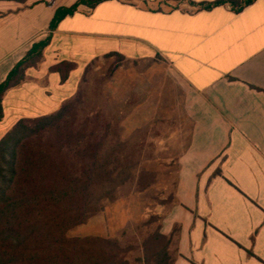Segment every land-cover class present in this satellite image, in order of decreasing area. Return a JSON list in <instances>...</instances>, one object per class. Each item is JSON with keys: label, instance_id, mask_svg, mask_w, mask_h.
I'll return each instance as SVG.
<instances>
[{"label": "crops", "instance_id": "obj_1", "mask_svg": "<svg viewBox=\"0 0 264 264\" xmlns=\"http://www.w3.org/2000/svg\"><path fill=\"white\" fill-rule=\"evenodd\" d=\"M78 0H0V84ZM216 0H112L79 6L53 33L39 68L3 100L0 140L21 119L74 95L86 67L109 53L166 61L184 90L190 139L178 160L164 233L180 232L174 264H264V0L241 12ZM77 67L65 83L50 69Z\"/></svg>", "mask_w": 264, "mask_h": 264}, {"label": "trees", "instance_id": "obj_2", "mask_svg": "<svg viewBox=\"0 0 264 264\" xmlns=\"http://www.w3.org/2000/svg\"><path fill=\"white\" fill-rule=\"evenodd\" d=\"M106 1L112 0H78L56 10L47 36L32 45L0 84V121L5 96L28 81V69L39 68L59 24L81 5L94 9ZM254 1L216 0L193 5L210 10L229 4L233 11L241 12ZM112 56L122 57L114 52L104 57ZM76 67L64 61L50 71L65 83ZM81 103L79 92L49 115L19 120L0 140V264H174L177 246L170 250L169 245L174 236L178 242L177 225L169 236L159 230L152 232L153 219L131 236L128 232L120 238L67 235L101 213L106 202L114 201L122 188L133 182L137 163L134 157L117 152L120 142L108 145L111 124L103 123L101 133L85 129L97 114L80 121L82 136L74 135L77 131L69 128L68 121ZM51 133L56 136L55 146L47 138Z\"/></svg>", "mask_w": 264, "mask_h": 264}, {"label": "rangeland", "instance_id": "obj_3", "mask_svg": "<svg viewBox=\"0 0 264 264\" xmlns=\"http://www.w3.org/2000/svg\"><path fill=\"white\" fill-rule=\"evenodd\" d=\"M79 92L82 103L68 121L69 128L78 132L74 135L82 136L80 121L97 114L85 129L101 133L103 123L111 124L108 145L120 142L117 152L134 157L137 163L133 182L114 201L106 202L101 213L67 235L120 238L128 232L131 236L153 219L152 232L169 236L164 233L165 218L176 204L178 160L189 144L191 130L181 82L158 56L136 60L101 56L88 65L70 98ZM47 138L55 146V133ZM177 243L174 236L169 249L175 250Z\"/></svg>", "mask_w": 264, "mask_h": 264}]
</instances>
